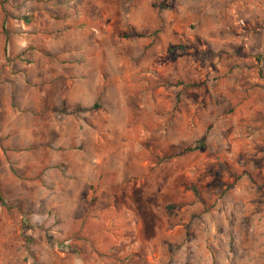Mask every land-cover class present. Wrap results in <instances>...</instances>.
Listing matches in <instances>:
<instances>
[{
	"label": "rangeland",
	"instance_id": "374dc122",
	"mask_svg": "<svg viewBox=\"0 0 264 264\" xmlns=\"http://www.w3.org/2000/svg\"><path fill=\"white\" fill-rule=\"evenodd\" d=\"M32 22L91 29L108 94L84 178L26 157L0 89V264H263L264 0H0V82Z\"/></svg>",
	"mask_w": 264,
	"mask_h": 264
},
{
	"label": "crops",
	"instance_id": "0c3cea01",
	"mask_svg": "<svg viewBox=\"0 0 264 264\" xmlns=\"http://www.w3.org/2000/svg\"><path fill=\"white\" fill-rule=\"evenodd\" d=\"M22 26L26 37L10 45L13 56H9L13 59L21 53L20 70L5 73L0 82V89L11 96L5 98L4 109L12 118L27 119L20 129V147L26 157H34L33 149L37 147L39 165L51 164L65 170L77 167L86 178L93 167L94 136L88 131L94 124V114H103V106L94 109L95 102L108 94L103 80V65L108 69V48L101 42L105 52L94 55L92 30L88 28L76 29L78 40L70 44L66 38H47L45 34L51 33L47 25L32 22ZM94 62H99L96 69ZM252 254L237 247L231 262L254 264ZM257 261L264 264V253Z\"/></svg>",
	"mask_w": 264,
	"mask_h": 264
},
{
	"label": "trees",
	"instance_id": "16d2710c",
	"mask_svg": "<svg viewBox=\"0 0 264 264\" xmlns=\"http://www.w3.org/2000/svg\"><path fill=\"white\" fill-rule=\"evenodd\" d=\"M195 149H196V147H195ZM195 149H191V150H195ZM0 200H2V199L0 198Z\"/></svg>",
	"mask_w": 264,
	"mask_h": 264
}]
</instances>
